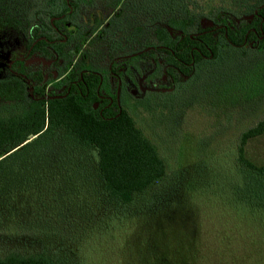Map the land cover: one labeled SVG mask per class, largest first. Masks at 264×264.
Returning a JSON list of instances; mask_svg holds the SVG:
<instances>
[{
    "label": "trees",
    "instance_id": "trees-1",
    "mask_svg": "<svg viewBox=\"0 0 264 264\" xmlns=\"http://www.w3.org/2000/svg\"><path fill=\"white\" fill-rule=\"evenodd\" d=\"M155 1L158 19L178 29H183L185 24L191 27L192 19L185 20L186 15L190 17L188 4H191L192 0ZM251 1L257 3L259 0ZM258 13L264 20V8ZM9 20L11 19L7 15L0 16V28L9 24ZM15 24L17 25V23L12 25ZM262 28L264 32V22ZM243 34L245 28L241 29L237 37L234 36L237 39L232 42L241 43ZM203 38L205 45L211 48L212 58L202 60L195 56L196 71L215 63L232 64L237 71L241 70L236 80L234 75L232 78L229 75L226 84L211 89L209 93L212 96L211 105L217 107L215 102L231 105L233 91L236 94L243 92V99L246 98V94L249 99L248 91L255 87L251 86L252 81L258 76L261 77L264 69L260 72L261 68L256 65L254 73L249 70V66L242 70V65L237 61L243 57L236 58L237 61L233 59L229 53V50L233 51L232 48H226L223 53L218 52L216 41L210 33H205ZM158 40L172 47L165 31H158ZM250 60L252 61L248 64L257 62L262 63L261 66L264 67V54ZM188 70L191 71L190 68ZM195 70L189 72L191 74L189 81L197 79ZM26 91L25 86L17 81L0 80V103L18 108L8 116H0V219L5 221L9 216L18 217L29 207L36 209V214L31 212L29 214H32L33 220L39 223L40 227L48 222L51 225L50 220L56 218L57 221L65 213L67 216L63 217L66 221L75 222V214L70 208L86 209L80 206L81 201L67 208L63 197L68 201L74 198L77 200L81 190L89 193L94 178L101 197L120 210L125 223L129 221L130 226L127 228L128 230L132 228V231L129 235L131 242H128L130 247L129 245L127 247L135 254L131 256L130 262L133 261L131 264H185L192 257L191 249L194 245L193 257H197L198 252L195 248L199 240L194 234L189 235L191 238L185 237L181 242L182 245L193 242L190 248L152 244L154 238L166 241L165 232L172 226L178 229L171 231H180L181 234L185 232L186 221L183 222L180 218L173 220L170 214L173 213L174 207H178L179 212L186 208L190 209L184 204L188 205V199L190 206L197 205L196 199L199 194H195L198 191L193 184H187L169 201L163 199L164 201L157 203L158 205L156 203L153 205L151 200L142 201L145 195L163 181L167 167L155 145L136 126L128 110L123 109L120 114L114 112L107 116L100 115L79 95L35 101L26 96ZM208 91L209 89L205 92ZM263 132L264 118L241 132L235 150L234 169L221 166L222 168L211 172L212 176L210 173L206 174L207 177L199 190L200 193L206 192L207 187L213 186V192H221L222 200L228 202L226 205L264 228V164L257 166L245 157L247 142ZM219 169L223 170L221 176ZM46 196H49V200ZM203 198L205 200V197ZM81 199H85V206L90 204L86 196ZM52 206H59L62 214L58 217L46 215L42 218L41 209L50 211ZM131 217L133 219L130 222ZM134 220L137 222L132 225ZM141 240L143 246L137 251L135 244H139ZM157 245L164 248V251ZM182 256L185 257V261L182 260ZM0 264L67 263L62 259L56 260L52 253L40 252L9 253L0 258Z\"/></svg>",
    "mask_w": 264,
    "mask_h": 264
},
{
    "label": "rangeland",
    "instance_id": "rangeland-1",
    "mask_svg": "<svg viewBox=\"0 0 264 264\" xmlns=\"http://www.w3.org/2000/svg\"><path fill=\"white\" fill-rule=\"evenodd\" d=\"M234 1L237 6H242V3H249L251 0H192L188 4L189 16L195 18L196 11L199 10L205 13L219 7L228 10L227 4ZM36 5L37 0H0V16L21 15L23 11L24 14H29ZM246 9L249 7L244 5L238 8L241 11H247ZM229 53L235 60L240 57L236 50H229ZM253 57L255 55L250 53L236 61L242 65V70L249 66L252 73L257 67L263 72L264 67L260 61L261 64H248ZM206 67L195 70L197 81L187 82L183 91L147 95L128 108L136 126L152 141L167 167L163 181L145 195L142 201L151 200L153 205L166 199L169 201L187 184H193L198 191L195 194L200 195L196 199L197 205L192 204L194 208L189 205V199L188 205L184 203L192 210L184 208V211L179 212V208L174 207L170 214L173 220L180 218L183 222L186 221L185 232L181 234L180 231H171L178 229L172 226L163 235L166 241L154 238L152 244L190 248L193 242L184 245L181 242L185 237L194 234L199 240L195 248L197 257H193L194 245L192 251L190 250L192 257L185 264H264V228L226 205L228 202L222 200L221 192H213V186L207 187L206 192L202 191L204 194L199 190L206 174L210 173L212 176L211 172L222 168L221 166L234 169L235 150L240 133L264 118V74L252 81L251 86L255 87L248 91L249 99L247 94L243 99V92L236 94L233 91L231 105L215 102L217 107H214L209 94L211 89L226 84L229 75L231 78L234 75L236 80L241 70L237 71L232 64L215 63ZM208 89V93L205 92ZM17 110V106L0 103V116H8ZM245 157L257 166L264 164V132L247 142ZM219 171L221 176L223 170ZM92 181L90 192L81 190L77 200L74 198L68 201L63 197L67 208L81 201L80 206L86 209L70 208L77 218H74L75 222L66 221L63 217L67 216L65 213L57 221L56 218L50 220L51 225L48 222L40 227L32 217V214H36V209L29 207L27 210L22 209L27 211L26 214L22 211L18 217L9 216L5 221L0 219V258L9 253L45 252L52 253L56 260L62 259L67 264H131V256L135 254L127 247L131 242L129 235L132 231V228H127L130 226L129 221L128 224L124 222L120 210L101 197L96 180L92 178ZM83 196L90 200L89 205L85 206V199H81ZM46 197L49 200V196ZM52 208L50 211L42 208V218L46 215L58 217L62 214L59 206ZM132 219L131 217L130 222ZM150 221L152 222L151 219ZM136 222L134 220L132 225ZM135 245L136 250L140 251L142 240ZM161 246L157 245L164 251ZM182 257L185 261V257Z\"/></svg>",
    "mask_w": 264,
    "mask_h": 264
},
{
    "label": "flooded vegetation",
    "instance_id": "flooded-vegetation-1",
    "mask_svg": "<svg viewBox=\"0 0 264 264\" xmlns=\"http://www.w3.org/2000/svg\"><path fill=\"white\" fill-rule=\"evenodd\" d=\"M227 5L186 15L191 27L178 29L158 19L155 0H37L31 13L7 15L10 23L0 28V80L23 84L35 101L79 95L100 115L120 114L147 95L183 89L195 56L212 58L205 33L218 52L264 54V0L242 3L247 11ZM242 28L241 43L232 42ZM161 30L172 47L158 40Z\"/></svg>",
    "mask_w": 264,
    "mask_h": 264
},
{
    "label": "water",
    "instance_id": "water-1",
    "mask_svg": "<svg viewBox=\"0 0 264 264\" xmlns=\"http://www.w3.org/2000/svg\"><path fill=\"white\" fill-rule=\"evenodd\" d=\"M206 23H208L209 21L208 20H204ZM43 128V127H42ZM31 138V137H30Z\"/></svg>",
    "mask_w": 264,
    "mask_h": 264
}]
</instances>
